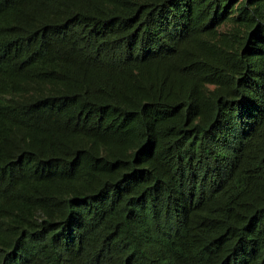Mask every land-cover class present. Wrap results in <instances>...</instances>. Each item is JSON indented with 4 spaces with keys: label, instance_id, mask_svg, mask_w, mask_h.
<instances>
[{
    "label": "trees",
    "instance_id": "obj_1",
    "mask_svg": "<svg viewBox=\"0 0 264 264\" xmlns=\"http://www.w3.org/2000/svg\"><path fill=\"white\" fill-rule=\"evenodd\" d=\"M0 264H264V0H0Z\"/></svg>",
    "mask_w": 264,
    "mask_h": 264
}]
</instances>
